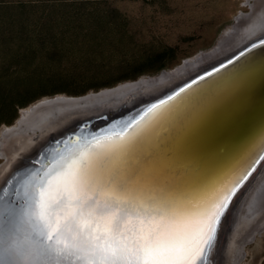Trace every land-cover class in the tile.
I'll return each instance as SVG.
<instances>
[{
	"label": "bare ground",
	"instance_id": "6f19581e",
	"mask_svg": "<svg viewBox=\"0 0 264 264\" xmlns=\"http://www.w3.org/2000/svg\"><path fill=\"white\" fill-rule=\"evenodd\" d=\"M252 12L248 16L240 15L238 24L223 35L227 36L226 39L213 51L196 56L173 71L81 98L46 99L22 111L20 120L13 127L4 128L1 133L0 143L6 149L4 159L8 165L5 171L0 168V188L7 186L10 178L20 176L24 181L27 180L33 163L42 151L50 149L51 139L65 136L79 122L109 110L115 111L124 103L129 104L128 112H133L147 104V100H156L163 92L175 88L192 75L221 63V59L236 53L247 41L263 39L264 0H259ZM137 94L142 96L134 99ZM233 100L236 101L229 105ZM244 109L248 112L246 117L244 115L240 121L232 118L233 112ZM175 111L159 116L161 119L157 123L152 122L148 129L140 133L141 143L137 149L139 175L129 186V191L138 198L134 201L137 206L149 198L170 197L178 206L193 207L198 198L213 187L242 175L245 168H239L242 166L239 164L243 158H247L245 155L250 147L247 143L252 141L250 138L254 134L255 149L256 143H259L258 138L262 135L261 139L264 137V68L249 66L242 73L222 82L209 95L188 101L177 117L173 114ZM244 118L247 119L242 122ZM133 128L125 133L107 135L98 140L99 144L96 141L85 148L74 149L60 167L70 171L77 154L93 148L99 150L101 146L117 145L121 143V137H127L133 132ZM38 136L42 138L35 141ZM242 154L245 155L240 158ZM47 181L38 200L37 213L56 198L58 191L71 188L66 175H53ZM252 193L247 203V212L253 218L252 223L257 225L264 220V177ZM77 195L79 193L74 192L73 199ZM64 207L67 211L54 209L53 215L46 216L45 220L64 223L65 215L79 212L75 205ZM88 211L84 209L85 214ZM126 219L129 222L127 227L137 226L136 216L129 215ZM85 223L86 215L80 217L79 227L82 229ZM69 227L72 229L71 234H76V225L70 224ZM91 227V235H96L103 225L93 222ZM178 227H185L186 235L190 236L195 233L198 225L193 222ZM83 232L88 237L89 233ZM235 252L229 254L227 251L224 260L219 259V264L236 263L239 257ZM80 253L85 258L93 259L91 253L78 251ZM222 254L224 252L220 253V257Z\"/></svg>",
	"mask_w": 264,
	"mask_h": 264
},
{
	"label": "rangeland",
	"instance_id": "374dc122",
	"mask_svg": "<svg viewBox=\"0 0 264 264\" xmlns=\"http://www.w3.org/2000/svg\"><path fill=\"white\" fill-rule=\"evenodd\" d=\"M258 1L0 0V73L10 71L8 92L18 77L30 80L32 95L114 83L84 96L41 97L21 109L12 125H1L0 137L4 128L20 120L22 111L43 100L81 98L155 78L213 51L240 15L253 13ZM19 53L29 57L22 66L13 59ZM160 66L168 67L150 73ZM139 72L138 78L124 80ZM5 151L1 144L4 171ZM263 177L264 162L233 209L221 260L227 251H236L239 258L234 264H264V220L255 225L247 212L252 192Z\"/></svg>",
	"mask_w": 264,
	"mask_h": 264
},
{
	"label": "snow or ice",
	"instance_id": "6c2138e0",
	"mask_svg": "<svg viewBox=\"0 0 264 264\" xmlns=\"http://www.w3.org/2000/svg\"><path fill=\"white\" fill-rule=\"evenodd\" d=\"M167 104L168 101H161L149 108L135 122L133 132L120 138L121 143L77 154L70 171L64 167L56 169L54 175H66L71 188L58 191L56 198L35 213L34 218L24 220L16 190L0 188V264H51L57 256L77 251L91 253L93 259L89 264H210L216 225L222 222L236 188L251 171L243 174L242 179L213 187L193 207L178 206L170 197L149 198L137 206L134 201L138 198L129 191V186L139 175L140 133L163 115L161 106ZM145 117L150 118L144 121ZM74 192L79 193L75 199ZM62 205H75L79 212L65 215L64 223L45 220ZM85 208L89 209L86 214ZM85 215L87 240L79 227L80 217ZM129 215L137 218L135 228L127 227ZM93 222L103 225L99 234L91 235ZM193 222L198 228L190 236L186 235L185 227H178ZM25 223L31 227L28 234L22 231ZM70 224L76 225L74 235Z\"/></svg>",
	"mask_w": 264,
	"mask_h": 264
},
{
	"label": "water",
	"instance_id": "95a60500",
	"mask_svg": "<svg viewBox=\"0 0 264 264\" xmlns=\"http://www.w3.org/2000/svg\"><path fill=\"white\" fill-rule=\"evenodd\" d=\"M236 23L238 24V22ZM233 28H235V26ZM226 37L227 36H222L217 46L221 45ZM262 42H264V38L259 41H247L244 46L238 49L236 53L221 59V63L202 71V73L192 75L190 79L180 82L177 86H175V88L163 92L162 96L158 99L152 101L147 100V104L141 105L138 109H135L136 111L132 110L134 113L128 112L129 104L124 103L118 109H115V111L109 110L108 112L100 113L97 117H92L87 121L79 122L78 126L75 127L73 131L68 132L63 137H54L51 139L50 149L42 151L40 157L33 163L31 167L32 172L27 180L24 181L23 177L19 176L16 178H10V183H7L9 192H12L13 190L18 192V205L23 210L24 220L27 221L30 218H34L35 213H37L36 210L38 200L40 199L41 192L44 189L45 184L48 182L47 179L54 175L56 169L61 168L60 166L64 159L68 157L74 149L77 150L85 148L107 135L125 133L131 127H135V122L140 121L141 116L147 112L149 108L153 105L161 104V101H168L167 105L161 106V111L164 114L163 116L176 109L173 114L177 117L188 101H191L194 97L202 98L203 96L209 95L214 91V88L222 82L242 73L249 66L254 65V67H258L260 69L264 68V43ZM241 53L244 54L241 55ZM229 60L232 61L231 64L228 63ZM221 65H225V67H221ZM216 69H219V71H216ZM209 72H211L212 75H207ZM201 77L204 78L201 79ZM182 88L184 89L183 92H181ZM177 93H179V96L176 95ZM141 96L142 95L138 94L134 95V99H139ZM169 97H175V99L170 100ZM234 101L236 100H233L229 105H231ZM143 102L145 103V101ZM126 111L129 114H123ZM247 113L246 109L242 111L237 110L233 112L232 118H236L240 121L244 115L246 117ZM148 118L149 117H145L144 119L148 120ZM159 119H161V117L155 119V123H157ZM246 119L247 118H244L242 122H245ZM258 133L259 132H257V134ZM261 137L258 138L259 143H256L257 146L254 149L253 134L250 138L252 141L247 143L250 146L247 150L248 154L245 155V153L240 156V158H243V155H245L247 158H243L242 162L239 164H242L239 168H245L239 178L242 179L243 174H246L248 171H251V175L248 176L247 180H243V182L236 188L235 195L232 196V199L229 202V208L226 210L225 216L222 217V222L216 225V235L210 264L219 263L222 244L225 239L226 230L228 228L233 209L242 195V192L251 182L254 175L264 162V137L262 139ZM167 156H169L168 158L171 157V155ZM57 209H60L62 212L67 211L64 205ZM82 229L85 233H89L86 232L88 231L86 223L82 225ZM22 231L24 234H28L31 231L30 225L26 223L23 224ZM33 235L35 234L33 233ZM87 238L88 237L86 236L83 237L84 240H87ZM61 239H65V236H61ZM60 247H63V245H60ZM90 260L92 259L83 257L81 253L78 254L77 251L73 254H61L51 261V264H89Z\"/></svg>",
	"mask_w": 264,
	"mask_h": 264
},
{
	"label": "trees",
	"instance_id": "16d2710c",
	"mask_svg": "<svg viewBox=\"0 0 264 264\" xmlns=\"http://www.w3.org/2000/svg\"><path fill=\"white\" fill-rule=\"evenodd\" d=\"M28 55L26 53H19L18 55H15L13 57L14 62L18 66H22V64L28 59ZM168 66H160L154 71H151L150 73H157L159 71H162L163 69L167 68ZM141 75V73H136L131 78H125L127 79H136ZM9 76H11L10 71L7 70L3 73H0V126L1 125H12L14 121L18 117V112L21 109L26 108L34 101L40 99L44 96H50L55 95L58 93H67L72 96H84L88 94L90 91L98 92L102 88L110 87L114 85L112 84H103V85H97L92 87L83 88L80 90H76L73 92H69L67 90H55L52 92H45L40 93L37 95H32V91L34 88L31 86V82L29 79L21 80L20 77L17 78L15 83V86L12 91H9L6 89V85L9 83ZM9 115V117H8Z\"/></svg>",
	"mask_w": 264,
	"mask_h": 264
}]
</instances>
